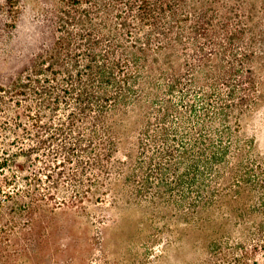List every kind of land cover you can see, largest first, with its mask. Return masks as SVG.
<instances>
[{
  "label": "trees",
  "instance_id": "trees-1",
  "mask_svg": "<svg viewBox=\"0 0 264 264\" xmlns=\"http://www.w3.org/2000/svg\"><path fill=\"white\" fill-rule=\"evenodd\" d=\"M48 2L32 32L17 10L0 35V253L16 252L31 207L82 214L110 196L178 207L177 240L201 252L185 264H264V154L242 124L262 89L243 7ZM122 230L115 264L159 261V231Z\"/></svg>",
  "mask_w": 264,
  "mask_h": 264
},
{
  "label": "rangeland",
  "instance_id": "rangeland-1",
  "mask_svg": "<svg viewBox=\"0 0 264 264\" xmlns=\"http://www.w3.org/2000/svg\"><path fill=\"white\" fill-rule=\"evenodd\" d=\"M236 1L245 13V19H241L244 23L246 20L248 22L250 39L256 53L255 74L261 81L262 89L258 105L250 115L244 117L242 124L247 135L254 136L257 150L264 154V0ZM47 3L48 0H0V35H12L11 19L18 11L23 17L21 37L32 32V19L41 17L42 5ZM4 38L6 36H1L0 41L3 42ZM10 40L9 37L6 46L12 49L15 41ZM101 200L89 203L87 211L82 214L74 211L76 207H39L42 210L37 213H32L36 208L31 207L28 214L30 229H23L16 242L12 243L15 253L13 250L8 255L0 253V264L120 263L125 258V246L128 245L126 238L121 236L122 229L136 227L139 220L160 232L155 242L157 247L151 253L162 254L155 264H185L201 253L191 249L188 237L177 240V229L185 227L183 219L175 212L178 207L154 209L142 201L114 203L110 196H103ZM13 208L16 214L22 215L19 221L27 219L25 213L18 210L19 207ZM101 235L105 236V240L101 239ZM168 241H172L171 244L166 243Z\"/></svg>",
  "mask_w": 264,
  "mask_h": 264
}]
</instances>
